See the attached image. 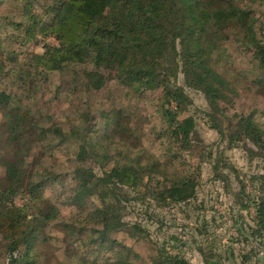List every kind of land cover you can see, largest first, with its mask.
I'll return each mask as SVG.
<instances>
[{
	"label": "trees",
	"instance_id": "16d2710c",
	"mask_svg": "<svg viewBox=\"0 0 264 264\" xmlns=\"http://www.w3.org/2000/svg\"><path fill=\"white\" fill-rule=\"evenodd\" d=\"M15 1L19 4L18 10L8 9L0 16V75L7 69L14 74L20 72L23 77L36 71L39 79L29 82L36 86L40 81L45 82L43 79L47 80L50 73L73 65L82 69L83 80L94 90L103 89L112 80L136 97L160 91L158 113L162 117V129L159 136L165 139L171 152L166 167L172 168L176 175L156 177L153 173L161 168V163L155 160L148 166L139 159L132 163H110L97 173L93 166L84 163L83 148L77 156L81 162L79 167L65 179L59 181L61 174L47 171L41 173V181L31 179L27 157L35 144V133L30 131L33 115L14 107L13 96L8 92H0V104L14 111L7 126L10 143L16 149L4 163L5 184L0 188V230L9 237V264H46L40 261V252L45 254V251L38 247L46 242L44 234L48 237V229H58L69 237L88 232L84 235L88 241L80 236L78 244L86 250L97 246L98 251L89 249L91 254L85 253L80 264H136L135 259L140 255L119 237L122 233L135 238V229L142 228L124 221L128 205L137 200L143 202L147 197L158 207L186 205L197 196L198 175L188 159L193 153L191 135L195 120L181 117L189 98L178 78L182 75L184 85L202 92L213 113L225 115L222 104L228 103V82L213 58L222 44L227 45L236 36L234 42L250 52L251 60L260 71L256 83L264 97V41L259 38L264 25L258 14L264 11V0H253L254 6L261 8L259 11L251 3L240 4L237 0ZM3 34L9 38L19 34L25 40L39 34L54 36L58 45L46 47L44 54L19 63L16 50L5 51L1 43ZM173 102L175 110L170 107ZM234 116L235 125L229 131L232 140H248L264 153V130L254 114ZM219 133L225 139L223 129ZM261 179V190H264V174ZM58 183L60 187L48 199L44 190ZM131 189L138 194L134 199ZM140 189H145V193ZM23 191L28 192L31 202L11 205ZM67 191L68 197L64 195ZM63 197L84 216V222L76 226L70 218L61 219ZM90 200H93L92 207L88 205ZM241 206L248 209L245 203ZM255 206V227L244 223L240 232L243 235L248 227L254 239L264 233V197L258 198ZM205 230L202 226L200 234ZM140 235L142 239H149L145 231ZM151 243L149 264H193L181 254L170 255L165 244ZM199 252L204 264L222 260L211 250L199 247Z\"/></svg>",
	"mask_w": 264,
	"mask_h": 264
},
{
	"label": "rangeland",
	"instance_id": "374dc122",
	"mask_svg": "<svg viewBox=\"0 0 264 264\" xmlns=\"http://www.w3.org/2000/svg\"><path fill=\"white\" fill-rule=\"evenodd\" d=\"M237 1L255 5L253 0ZM254 7L258 11L261 9ZM18 8L19 4L15 0H0V16L7 13L8 9L17 11ZM258 14L262 16L264 25V11ZM261 31L259 38L264 41V26ZM20 36L16 34L9 38L3 34L1 38L6 52L17 51L19 63L33 55L44 54L46 47L58 45L54 36L39 34L26 40ZM235 38L227 45L222 44L213 58V63L228 82V103L222 104L225 115L213 113L204 94L184 85L182 75L178 78L189 98L181 117H194L195 120V130L191 135L193 153L188 159L191 169L198 175L197 196L186 205L158 207L150 197L128 205L124 221L142 227L134 231L140 241L122 233L119 237L132 245L140 255L135 259L136 264H149L148 258L152 254L148 252L149 241L158 246L165 244L170 255L181 254L193 264H204L199 247L207 250L210 243L218 246L229 237L233 241L241 240V244L250 238L245 228L244 235H241L240 230L251 219L249 208L255 209L256 200L264 197V190H261L264 153L248 140H232L229 131L234 128L235 114L250 113L254 114L256 122L264 130V97L256 83L260 71L251 60L250 52L242 44L234 42ZM81 73V68L66 66L59 72L50 73L47 80L43 79L45 82L40 81L36 86L29 85L36 78V71L31 76L23 77L20 72L14 74L11 69H7L5 74L0 75V81L4 82L0 85V92H8L13 96L14 107H20L33 115L30 131L35 133V144L30 157H27V165L32 170L29 178L41 181V173L47 171L61 174L59 181L65 179L79 167L81 162L77 156L83 148L86 151L84 163L93 166L97 173L112 163H132L139 159L148 163V166L155 160L161 163V168L153 173L156 177L176 175L172 168L166 167L171 152H168L165 139L159 136L162 129V117L158 113L161 92L136 97L112 80L103 89L94 90L85 83ZM170 107L175 110L176 104L173 102ZM13 113L7 105L0 104V188L5 184L4 163L16 151L10 143L7 126ZM219 129H223L225 139ZM65 182L70 183V180ZM59 184L49 185L43 194L50 199L60 187ZM140 191L145 193V189ZM66 193L64 195L68 197L69 191ZM130 194L134 199L137 193L131 189ZM30 202L28 192L23 191L11 205L22 206ZM92 202L89 201V207H92ZM62 203L63 206L58 203L61 206V219L70 218L76 226L79 225L84 216L77 213L65 197ZM242 203L248 209H242ZM251 224V227H255V224ZM202 226L206 228L204 234L199 231ZM234 228L239 233L236 234ZM2 231L0 264H9V237ZM58 231L48 229V237L44 234L46 242L40 243L38 247L45 251V254L40 252L41 263L80 264L85 253L91 254L89 249L98 251L97 246L86 250V247L78 244L77 238L80 236L88 241V237L84 236L88 232L83 234L82 231L83 236L69 237ZM142 231L146 232L150 240L147 237L142 239Z\"/></svg>",
	"mask_w": 264,
	"mask_h": 264
},
{
	"label": "crops",
	"instance_id": "0c3cea01",
	"mask_svg": "<svg viewBox=\"0 0 264 264\" xmlns=\"http://www.w3.org/2000/svg\"><path fill=\"white\" fill-rule=\"evenodd\" d=\"M254 207L255 209L249 208V210L251 211V219L248 221L249 226L252 225L251 222L255 224L257 221L255 204ZM248 227L246 228V234L249 233L250 238L246 243L241 244L238 239L233 241L232 238L229 237L227 238V240L224 239V241L221 242V244H219L218 246L216 244L210 243L207 251L211 250L213 253L221 257L222 260L221 262H219L220 264H264V233L261 238L254 239L253 237H251L250 231H248ZM234 230L236 234L237 232L239 233V230L237 231V229L235 228Z\"/></svg>",
	"mask_w": 264,
	"mask_h": 264
},
{
	"label": "water",
	"instance_id": "95a60500",
	"mask_svg": "<svg viewBox=\"0 0 264 264\" xmlns=\"http://www.w3.org/2000/svg\"><path fill=\"white\" fill-rule=\"evenodd\" d=\"M210 264H220L218 261H212Z\"/></svg>",
	"mask_w": 264,
	"mask_h": 264
}]
</instances>
